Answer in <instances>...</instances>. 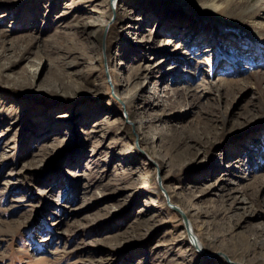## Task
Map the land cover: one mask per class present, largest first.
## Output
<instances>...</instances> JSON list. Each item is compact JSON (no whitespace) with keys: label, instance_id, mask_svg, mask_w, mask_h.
Segmentation results:
<instances>
[{"label":"rangeland","instance_id":"obj_1","mask_svg":"<svg viewBox=\"0 0 264 264\" xmlns=\"http://www.w3.org/2000/svg\"><path fill=\"white\" fill-rule=\"evenodd\" d=\"M213 1L0 0V264H264V0Z\"/></svg>","mask_w":264,"mask_h":264},{"label":"bare ground","instance_id":"obj_2","mask_svg":"<svg viewBox=\"0 0 264 264\" xmlns=\"http://www.w3.org/2000/svg\"><path fill=\"white\" fill-rule=\"evenodd\" d=\"M240 1H243V0H240ZM112 2H113V4H114V6H115V5L118 6L120 0H112ZM212 3H213V5H217L218 0H214ZM221 4H222V3H221ZM243 4H244V5H243L242 8H241L242 13H244V14L246 13L248 16L253 17V16L255 15V8H254L252 5H250L248 1H245ZM217 6H219V4H218ZM217 6H215V7H217ZM215 7H213V8H215ZM105 14H106V13H105ZM246 14H245V15H246ZM104 24H107V23L104 21ZM124 104H125V109H126V110H127V109H131V106H130V104H129L128 102H125ZM151 158L153 159L154 157H151ZM153 163H154V164H158V163H159V160H157V159L154 158ZM164 179H165V177H160V178L157 179V176H156V173H155V181H156V182H158V180H159V183L162 184ZM162 187L165 189L167 195H169L168 190L163 186V184H162ZM157 191L159 192V190H157ZM169 200H170V197H169ZM169 204H170V201H169ZM176 209H180V208H179V207H176ZM181 212H182V214H183V216H182V214H180V215L182 216V218L185 217L186 220H187V219H188L187 214H186L184 211H182V210H181ZM188 222H189L190 224H189ZM183 224H184V222H183ZM191 224H192V222H190V221H188V220H187V226L184 224V226L186 227V228H185V232H187L188 241H190L189 244H190V246H192V248L195 250V252H196V250H197V251L202 255L203 260H205V261L208 262L209 259L207 258L208 256H207L206 254H209V253H207V252H205V251L203 250V247H202V244H201V240H200V238L198 237V235L196 234V232H195V228L192 227ZM201 249H202V250H201ZM247 250H248V252H247ZM247 253H251V251L249 252V249H248V248H246V254H247ZM212 257H213V256H211L210 258H212ZM222 257L226 259L225 256H222ZM228 259H229V258H228ZM229 260H230V259H229ZM230 261H231L233 264H242V263H238L237 261H236V262L233 261V260H230Z\"/></svg>","mask_w":264,"mask_h":264},{"label":"water","instance_id":"obj_3","mask_svg":"<svg viewBox=\"0 0 264 264\" xmlns=\"http://www.w3.org/2000/svg\"><path fill=\"white\" fill-rule=\"evenodd\" d=\"M172 207H173V206H172ZM174 209H175V208H174ZM175 210L178 211L180 214H182V212L179 211L178 209H175ZM182 216H183V214H182ZM182 220H183L184 224L187 226V220H186V218L183 217Z\"/></svg>","mask_w":264,"mask_h":264}]
</instances>
